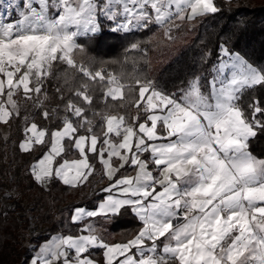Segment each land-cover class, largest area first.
Wrapping results in <instances>:
<instances>
[{
  "label": "snow or ice",
  "instance_id": "6c2138e0",
  "mask_svg": "<svg viewBox=\"0 0 264 264\" xmlns=\"http://www.w3.org/2000/svg\"><path fill=\"white\" fill-rule=\"evenodd\" d=\"M220 11L214 0H0V124L23 119L19 150L47 149L29 167L32 181L45 191L56 183L76 189L89 183L96 162L108 180L93 208L67 209L68 223L82 225L78 234L37 237L29 264H264V158L249 143L264 132V99L242 104L264 88V66L221 42L215 62L204 54L203 73L166 92L147 78L125 85L75 59L82 39L106 23L123 33L158 27L171 39L177 21ZM55 64L85 78L67 97L56 88L62 108L46 107ZM91 82L106 84L105 102L123 105L124 89L135 91V115L98 112ZM18 97L34 111L22 116ZM37 116L59 123L42 127ZM71 149L79 158L64 157ZM125 212L141 227L127 241L106 242L93 219ZM0 217L7 219V206Z\"/></svg>",
  "mask_w": 264,
  "mask_h": 264
},
{
  "label": "trees",
  "instance_id": "16d2710c",
  "mask_svg": "<svg viewBox=\"0 0 264 264\" xmlns=\"http://www.w3.org/2000/svg\"><path fill=\"white\" fill-rule=\"evenodd\" d=\"M215 3L221 8L220 12L192 22L177 21L178 27L172 29L171 39L165 34V29L158 27L123 33L113 32L112 26L106 23L100 35L82 39L83 51H78L75 59L93 72L101 68L114 72L125 85H134L137 78H147L166 92L177 91L194 74L203 73L208 67L203 62L204 54L210 51L211 61L215 62L221 42H226L229 48L239 52L254 66H264V0H215ZM133 43L139 48L131 49ZM53 72V78L46 85L49 96L46 107L62 108L56 88L60 87L67 97L69 90L79 87L85 78L63 64H55ZM106 87V84L91 82L90 94L95 98L96 110L128 115L136 97L135 91L129 92L126 87V99L121 105L119 100L112 101L111 98L105 102L103 93ZM253 97L264 99V88L257 87L246 93L243 106L247 107ZM33 111L28 102L21 114ZM96 119L98 121L99 117ZM36 120L42 127L51 128L59 123L58 119L45 121L39 116ZM5 126L6 136L2 132ZM23 126V119H14L11 126L0 124V210L6 206L8 209L7 219L0 217V264H29L33 253L29 251L27 241L35 243L37 237L46 240L58 232L68 234L69 230L78 234L82 225L68 223L67 209L73 206L94 207L103 195L89 194L83 186L71 189L56 183L45 191L35 184L29 175V167L47 149L37 146L31 153L21 152L18 144L23 138ZM249 143L250 151L258 158H264V132H258ZM72 155L76 152L69 150L64 157ZM96 164L98 170L99 165ZM9 186L15 196L5 200L3 196ZM29 219L34 221V226ZM39 227L42 231L37 232ZM138 228L139 224H136L134 231L137 232ZM94 258L102 261V250H95Z\"/></svg>",
  "mask_w": 264,
  "mask_h": 264
},
{
  "label": "crops",
  "instance_id": "0c3cea01",
  "mask_svg": "<svg viewBox=\"0 0 264 264\" xmlns=\"http://www.w3.org/2000/svg\"><path fill=\"white\" fill-rule=\"evenodd\" d=\"M124 92H125V89H124ZM135 113H136V109L134 107H130L128 115L133 116L135 115ZM99 130H100L99 128L96 129L97 132H100ZM71 151H75L76 155H72L66 159L71 160V159L79 158V154L76 150L71 149L70 152ZM91 155L92 154H90V156ZM95 174L93 176H90L89 183L83 186V187H86V190L89 191V194L94 193V192L101 193L100 190L104 188L108 183L107 178L102 176L100 165H99V169L96 170ZM127 174L134 175L135 173L131 168H129L127 170ZM86 207L89 209L93 208V207H88V206ZM115 218L116 220L114 221H113V218L104 219L102 217H97L93 219V223H95L99 233L103 236L106 242L115 243V242L127 241L128 239H131L137 233L134 231V227L136 226V224H139V228L141 227L138 220L130 213L126 212L124 215L116 216ZM104 230H106L107 233L103 234ZM102 255H103V250H102Z\"/></svg>",
  "mask_w": 264,
  "mask_h": 264
},
{
  "label": "rangeland",
  "instance_id": "374dc122",
  "mask_svg": "<svg viewBox=\"0 0 264 264\" xmlns=\"http://www.w3.org/2000/svg\"><path fill=\"white\" fill-rule=\"evenodd\" d=\"M13 18H15V16H13ZM78 64H83V63H81V62H77ZM86 66V65H85ZM87 67V66H86ZM88 68V67H87ZM104 69V68H103ZM18 98H20L21 100H19V103H20V105H21V110H23L24 109V107H25V101L23 100V98L22 97H18ZM2 132H3V135L4 136H6L7 135V127L5 126V127H3L2 128ZM7 193H11L12 195H14L15 196V192H14V190L12 189V187L11 186H9V188H8V191H7ZM18 199H20V198H18ZM21 200V199H20ZM22 201V200H21ZM20 201V202H21ZM26 207V206H25ZM32 243H30L29 241H27V246H28V249H29V251H30V245H31Z\"/></svg>",
  "mask_w": 264,
  "mask_h": 264
},
{
  "label": "built area",
  "instance_id": "2783aa9c",
  "mask_svg": "<svg viewBox=\"0 0 264 264\" xmlns=\"http://www.w3.org/2000/svg\"><path fill=\"white\" fill-rule=\"evenodd\" d=\"M83 65H84V64H83ZM84 66H85V65H84ZM104 74H105L106 78L108 77L109 74H111V75L117 77V79L120 81V78H119L114 72H112V71H109V70L105 71V69H104ZM120 82H121V81H120ZM24 206H27V204L25 203ZM29 223L31 224V226H34V225H35V224H34V221H33L32 219H29ZM40 231H42V227H39V228L37 229V232H40Z\"/></svg>",
  "mask_w": 264,
  "mask_h": 264
}]
</instances>
